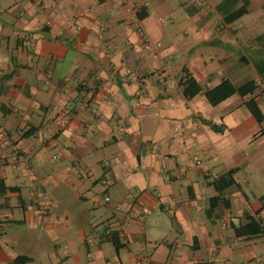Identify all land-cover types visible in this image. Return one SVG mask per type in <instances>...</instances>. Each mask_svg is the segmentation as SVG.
<instances>
[{"label":"crops","instance_id":"crops-1","mask_svg":"<svg viewBox=\"0 0 264 264\" xmlns=\"http://www.w3.org/2000/svg\"><path fill=\"white\" fill-rule=\"evenodd\" d=\"M224 1L0 0V264H264V119L203 91L264 82V0Z\"/></svg>","mask_w":264,"mask_h":264},{"label":"trees","instance_id":"trees-1","mask_svg":"<svg viewBox=\"0 0 264 264\" xmlns=\"http://www.w3.org/2000/svg\"><path fill=\"white\" fill-rule=\"evenodd\" d=\"M228 1L230 0H225L223 2V5H221L220 7L228 4ZM240 1L242 2V4L238 8H235L234 10H232L227 14H225L224 9L223 10L222 8L220 9L221 12L222 11L224 12L222 13L224 15L225 21L228 22L234 21L235 19L241 17L242 15L248 12L250 0H240ZM258 88L259 87L257 85V82L254 79L248 80L247 82L239 86H236L229 80L225 79L221 82V84H219L215 88L207 89L203 91L206 97L208 98V100L210 101V103L214 106L218 105L219 103H221L222 101L226 100L227 98H229L234 94H238L241 96L251 95L250 99L246 101V106L251 112V114L256 118V120L258 122H262L264 119V113L262 112L258 102L255 99V93ZM201 91H202V87L198 85L195 81H193L190 87L187 89V94L189 95V97H193ZM211 125L217 131L222 130L220 127H217L215 124H211ZM222 179L223 181L219 183V187L221 189L228 188L231 185H233L235 182L232 175L230 174ZM0 185L2 186L4 192L8 190V188L5 186V184L2 181H0ZM259 199L264 203V194L260 196ZM217 200L218 203L222 202L224 206H229V202L227 199L225 198L221 199V197L219 196ZM99 235H100V239L106 238L112 240L114 245L118 248L122 246L118 231L112 230L111 227H104L103 232H100ZM30 260L31 258L28 256H18L16 259H14L11 262V264H26Z\"/></svg>","mask_w":264,"mask_h":264},{"label":"built area","instance_id":"built-area-1","mask_svg":"<svg viewBox=\"0 0 264 264\" xmlns=\"http://www.w3.org/2000/svg\"><path fill=\"white\" fill-rule=\"evenodd\" d=\"M123 3L125 4L126 10L128 12L132 13L133 20L137 21L138 20L137 11H138V7H139V4H138L137 0H123ZM73 23L76 25V27L78 29L81 28V26L75 20L73 21ZM25 43H26V45H30V46L33 45V42L30 41V40H27ZM146 48L147 49L151 48V45L149 43H147L146 44ZM256 82H257V85H258L259 88L257 89V91L255 93V99H259V100L264 101V82H263L262 79H258V80H256ZM202 153H203L202 151L197 152V154H195V156H194L195 160H200V158L202 156ZM102 183L104 185H108V182L105 179L102 180ZM45 194H48V191H46ZM105 201L106 202L110 201V196L109 195H105ZM40 204L41 205L39 207V210L41 212H44V211L48 210L50 208V205H51L49 201H47L46 203H40ZM142 212H143L144 215H149L152 212V210L149 207L145 206V207L142 208Z\"/></svg>","mask_w":264,"mask_h":264},{"label":"rangeland","instance_id":"rangeland-1","mask_svg":"<svg viewBox=\"0 0 264 264\" xmlns=\"http://www.w3.org/2000/svg\"><path fill=\"white\" fill-rule=\"evenodd\" d=\"M260 3H261V1H259ZM263 2V1H262ZM248 18V17H247ZM262 108L264 109V104H262ZM103 179H105V180H107V178H102L101 179V182H100V186H102L103 185V187L104 188H106V186H108V185H104L103 183H102V180ZM107 182H108V184H109V181L107 180ZM13 205H14V203H13ZM100 211H107L108 213H110L111 214V210H110V208L107 206V205H101L100 207H99V212ZM14 212H15V215L16 216H20L21 218H23V212H22V210L20 209V208H15L14 209ZM100 220H101V218L100 217H98ZM71 224V223H70ZM69 226V225H68ZM71 226H72V230H74V235H75V237H77V231H78V229H77V226L75 227L73 224H71ZM70 226V227H71ZM46 251H43V254L45 253ZM3 258V257H2ZM4 264H6V263H4ZM36 264H41L40 263V261L39 262H37Z\"/></svg>","mask_w":264,"mask_h":264}]
</instances>
